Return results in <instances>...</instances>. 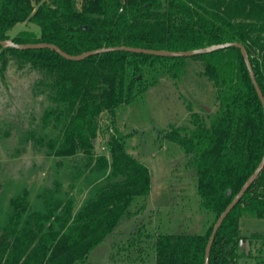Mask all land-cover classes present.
<instances>
[{"label": "trees", "instance_id": "16d2710c", "mask_svg": "<svg viewBox=\"0 0 264 264\" xmlns=\"http://www.w3.org/2000/svg\"><path fill=\"white\" fill-rule=\"evenodd\" d=\"M24 23L37 30L14 33ZM0 40L55 44L70 55L108 47L185 52L236 42L245 47L264 95V0H0ZM7 55L40 74L35 91L47 103L27 140L49 157L83 156L73 178L83 177L89 194L77 208L57 182L38 196L42 210L34 209L27 190L13 198L0 224V264H88L122 222L144 211L145 204L132 206L151 192L150 170L117 135L116 113L156 84L160 71L181 82L189 58L115 51L71 61L50 49L0 46V60ZM190 58L203 62L219 109L207 119L192 113L193 128L163 136L189 157L199 206L215 222L203 234L152 237L138 227L129 246L142 252L141 244L153 239L155 264H204L216 221L264 156V110L241 51ZM109 129L115 133L107 135ZM100 136L107 154L96 153ZM244 218L264 219V168L217 232L210 264H264V234L245 236Z\"/></svg>", "mask_w": 264, "mask_h": 264}, {"label": "rangeland", "instance_id": "374dc122", "mask_svg": "<svg viewBox=\"0 0 264 264\" xmlns=\"http://www.w3.org/2000/svg\"><path fill=\"white\" fill-rule=\"evenodd\" d=\"M34 29L33 24H19L14 33ZM156 84L135 102L118 109L115 117L117 135L123 137L128 153L148 167L151 192L147 199H136L132 211L145 204L137 217L126 219L89 256L88 264H155L154 240L143 243L144 251L129 246L138 227L146 233L203 234L215 222V215L199 206L196 172L189 157L176 143L164 138L172 128H193L192 113L207 119L219 109L216 88L205 75L202 61L189 58L181 82L168 73L157 75ZM40 74L20 65L12 56L0 60V224L10 215L13 198L28 191L36 210L43 204L38 196L61 184L62 194L74 198L79 208L88 197L83 177L74 179L83 166V156L56 158L46 156L39 146L27 140L47 105L45 96L36 93ZM150 78V77H149ZM107 125L104 122V127ZM115 129H109L108 134ZM107 139V138H106ZM105 140L96 141V153L103 150ZM242 232L264 234V219L244 218ZM244 252L248 242L242 243ZM243 261H241L242 263Z\"/></svg>", "mask_w": 264, "mask_h": 264}, {"label": "water", "instance_id": "95a60500", "mask_svg": "<svg viewBox=\"0 0 264 264\" xmlns=\"http://www.w3.org/2000/svg\"><path fill=\"white\" fill-rule=\"evenodd\" d=\"M0 46L3 48H12V49H17V50H28V49H50L58 53L60 56L67 60L71 61H82L85 60L86 58H89L91 56L95 55H100L103 53H109V52H115V51H126V52H131L135 54H145V55H150V56H157V57H167V58H175V57H194L198 55H204L208 53H212L221 49L225 48H230V47H236L238 48L244 58V61L246 63L247 69L250 74L251 81L253 83V86L259 96V99L262 103L263 110H264V95L263 92L257 82L252 64L250 62L248 53L245 49V47L240 44V43H225V44H219V45H212L209 47L205 48H200V49H195V50H190V51H185V52H171V51H165V50H152V49H144V48H135V47H108V48H100L97 50L89 51L82 53L80 55H70L66 52H64L61 48L56 46L55 44H50V43H38V44H17L13 42L12 40H5L1 41L0 40ZM96 142V141H95ZM264 168V156L262 158V161L260 162L259 166L255 170V172L252 174V176L247 180V182L243 185L239 193L234 197L232 202L228 205V207L224 210V212L219 216L218 220L216 221L213 230L210 234L208 244L206 247L205 251V262L204 264H210V254H211V249L213 246V243L215 241L217 232L220 230L222 227L225 219L228 217L230 212L233 210V208L240 202V200L244 197L250 186L255 182V180L258 178L260 173L262 172ZM228 195H230V192H228Z\"/></svg>", "mask_w": 264, "mask_h": 264}, {"label": "built area", "instance_id": "2783aa9c", "mask_svg": "<svg viewBox=\"0 0 264 264\" xmlns=\"http://www.w3.org/2000/svg\"><path fill=\"white\" fill-rule=\"evenodd\" d=\"M103 150H105V148H103Z\"/></svg>", "mask_w": 264, "mask_h": 264}, {"label": "crops", "instance_id": "0c3cea01", "mask_svg": "<svg viewBox=\"0 0 264 264\" xmlns=\"http://www.w3.org/2000/svg\"><path fill=\"white\" fill-rule=\"evenodd\" d=\"M25 24V23H24ZM18 33V32H17Z\"/></svg>", "mask_w": 264, "mask_h": 264}]
</instances>
